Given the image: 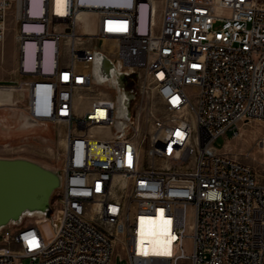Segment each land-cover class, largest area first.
<instances>
[{
    "label": "built area",
    "instance_id": "1",
    "mask_svg": "<svg viewBox=\"0 0 264 264\" xmlns=\"http://www.w3.org/2000/svg\"><path fill=\"white\" fill-rule=\"evenodd\" d=\"M11 18L10 106L65 127L64 163L48 229L3 227L0 264H264V183L216 146L264 122V0H0L1 43ZM96 47L136 94L124 136Z\"/></svg>",
    "mask_w": 264,
    "mask_h": 264
},
{
    "label": "water",
    "instance_id": "2",
    "mask_svg": "<svg viewBox=\"0 0 264 264\" xmlns=\"http://www.w3.org/2000/svg\"><path fill=\"white\" fill-rule=\"evenodd\" d=\"M92 72L96 84L107 85L116 91L118 122L115 134L126 135L128 123L132 122L131 102L136 98L135 92L126 87L128 74L99 47L94 51ZM17 83L0 80V86ZM10 108L19 126L27 122L44 127L25 111ZM62 184V171L57 166L22 156H0V230L7 225L21 226L27 217H49L53 195Z\"/></svg>",
    "mask_w": 264,
    "mask_h": 264
},
{
    "label": "rangeland",
    "instance_id": "3",
    "mask_svg": "<svg viewBox=\"0 0 264 264\" xmlns=\"http://www.w3.org/2000/svg\"><path fill=\"white\" fill-rule=\"evenodd\" d=\"M35 9L36 0H31L32 12H35ZM17 30V22L15 19L11 18L9 20L5 41L3 43L0 42V80L15 81L17 78V82H21L24 79L23 76L18 74L21 55L19 43L16 39ZM102 44L106 45L107 42ZM30 46V44H27L25 56L27 64L31 62V54L29 52ZM17 95L18 93L15 94V97ZM153 101L156 102V99H152V102ZM34 128H38V126ZM64 135L65 127L61 126L52 127V130L48 133L45 132L44 129L43 131L39 129L38 133L29 135L26 133L7 136L0 134V155L4 157H27L43 163L55 164L61 169L64 163L62 157L64 144L60 139H62ZM28 136H30V139ZM228 137H230V133L227 136L224 135L218 138L216 146L251 165L261 182L264 183V122L251 121L242 125L241 133L238 137ZM260 138H262V142H258ZM54 194L56 195V193ZM55 195H53L51 201L52 205L55 203ZM29 223L41 224L45 229H48V226L38 217H27L22 225ZM2 243L3 241L0 237V244ZM24 262L28 263V259H25ZM123 263L128 264L127 260H123ZM123 263L119 261V264Z\"/></svg>",
    "mask_w": 264,
    "mask_h": 264
},
{
    "label": "bare ground",
    "instance_id": "4",
    "mask_svg": "<svg viewBox=\"0 0 264 264\" xmlns=\"http://www.w3.org/2000/svg\"><path fill=\"white\" fill-rule=\"evenodd\" d=\"M85 18L90 19V17H88V16H86ZM13 100H14V93H13L12 88L11 87H4V86L0 87V102H1V104L5 105L2 107V109L5 110L4 112H6L5 116L3 115L1 117H3V118L6 117V119H8L10 121L9 122L8 120H6L7 122H3L1 120L0 121V130L2 129L6 132V134H10V135L11 134L12 135H18L19 133H27L28 135L29 134H36V133H38L39 129H40V131H43V129H44V131L47 133L52 130V127L50 125H46L45 127L40 125V126H38V128H34L35 126L37 127V125H35L34 123H27V122H25L23 125L19 126L17 124L15 118H13V116L10 113V109H11L10 105L13 102ZM11 121H12V123H11ZM24 128H27L28 131L26 129L23 130ZM28 138L30 139V136H28ZM61 142L63 143L64 140L62 139ZM162 234L163 233H162V231L159 228L157 223L147 226L143 231L144 238L153 247H157L161 244Z\"/></svg>",
    "mask_w": 264,
    "mask_h": 264
},
{
    "label": "crops",
    "instance_id": "5",
    "mask_svg": "<svg viewBox=\"0 0 264 264\" xmlns=\"http://www.w3.org/2000/svg\"><path fill=\"white\" fill-rule=\"evenodd\" d=\"M15 81H18V79L16 78V80ZM5 110H3L2 108L0 109V121L2 120L3 122H7L6 120H8V119H6V117H1V116H5V114H6V112H4ZM4 114H3V113ZM3 118V119H2ZM5 119V120H4ZM47 125H50L51 127H54L55 125H52V124H47ZM46 125H44V127H45ZM56 127V126H55ZM30 129V128H29ZM32 129V128H31ZM28 131V130H27ZM0 134L1 135H10V134H6V132L4 131V130H0ZM27 134V133H26ZM12 135V134H11ZM229 138V137H228ZM62 139H64V137L62 138ZM62 139H60L61 141H62ZM0 156H2V155H0ZM46 164H48V165H51V166H56L55 164H50V163H46ZM119 261L120 262H122L123 263V261H121L117 256H115L114 258H113V261H112V264H119ZM124 264V263H123Z\"/></svg>",
    "mask_w": 264,
    "mask_h": 264
}]
</instances>
